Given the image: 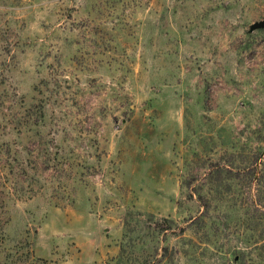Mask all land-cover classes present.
Wrapping results in <instances>:
<instances>
[{
    "label": "rangeland",
    "instance_id": "1",
    "mask_svg": "<svg viewBox=\"0 0 264 264\" xmlns=\"http://www.w3.org/2000/svg\"><path fill=\"white\" fill-rule=\"evenodd\" d=\"M263 17L0 0V264H264Z\"/></svg>",
    "mask_w": 264,
    "mask_h": 264
},
{
    "label": "trees",
    "instance_id": "2",
    "mask_svg": "<svg viewBox=\"0 0 264 264\" xmlns=\"http://www.w3.org/2000/svg\"><path fill=\"white\" fill-rule=\"evenodd\" d=\"M162 221H163L164 223L161 224L159 227H160V229L165 230V229H167V228L169 227L168 224H167V222L169 221V219H168V218H165V219H163ZM262 246L264 247V244H263Z\"/></svg>",
    "mask_w": 264,
    "mask_h": 264
},
{
    "label": "water",
    "instance_id": "3",
    "mask_svg": "<svg viewBox=\"0 0 264 264\" xmlns=\"http://www.w3.org/2000/svg\"><path fill=\"white\" fill-rule=\"evenodd\" d=\"M264 26V17L261 21L254 23L253 27H261Z\"/></svg>",
    "mask_w": 264,
    "mask_h": 264
}]
</instances>
